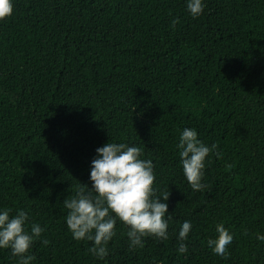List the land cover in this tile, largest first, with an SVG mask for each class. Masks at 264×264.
I'll list each match as a JSON object with an SVG mask.
<instances>
[{"label": "trees", "instance_id": "obj_1", "mask_svg": "<svg viewBox=\"0 0 264 264\" xmlns=\"http://www.w3.org/2000/svg\"><path fill=\"white\" fill-rule=\"evenodd\" d=\"M13 2L0 21V212L46 228L32 264H264V0H204L196 18L187 0ZM186 127L222 154L202 191L183 173ZM108 142L143 149L172 219L167 240L134 249L118 221L101 260L73 238L63 201L91 187ZM220 223L234 234L227 258L207 244ZM18 260L0 249V264Z\"/></svg>", "mask_w": 264, "mask_h": 264}, {"label": "clouds", "instance_id": "obj_2", "mask_svg": "<svg viewBox=\"0 0 264 264\" xmlns=\"http://www.w3.org/2000/svg\"><path fill=\"white\" fill-rule=\"evenodd\" d=\"M190 14L196 18L203 14L204 0H187ZM15 11L13 0H0V21L10 18ZM179 23L178 18L171 21V27ZM179 155L183 173L194 191H202L205 169L210 154L217 151L218 144L210 147L199 138L194 128H184L180 134ZM92 160L91 187L82 184L75 196L67 197L64 207L68 209L66 224L76 240L93 242L89 248L98 259L109 255V242L117 235L118 221L128 228L127 236L130 248L144 247V238L168 239L169 198L167 192L157 195L155 187V166L152 160L142 159L143 149L126 143L108 142L96 149ZM232 167L231 164L228 165ZM11 209L0 212V249H10L18 257V264H32L36 256L31 249L46 228L33 223L28 227L29 214L20 210L11 215ZM192 224L185 221L179 231L178 252H188L184 243L191 232ZM217 238L209 239L208 246L214 254L228 257V246L234 240V234L223 223L216 226ZM264 241V235L257 237ZM47 245L49 241L43 240Z\"/></svg>", "mask_w": 264, "mask_h": 264}]
</instances>
